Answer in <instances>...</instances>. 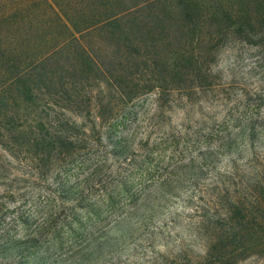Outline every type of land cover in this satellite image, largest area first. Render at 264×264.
I'll return each mask as SVG.
<instances>
[{
	"label": "rangeland",
	"instance_id": "1",
	"mask_svg": "<svg viewBox=\"0 0 264 264\" xmlns=\"http://www.w3.org/2000/svg\"><path fill=\"white\" fill-rule=\"evenodd\" d=\"M212 32L207 19L198 34ZM225 33L189 47L209 66L201 89L195 77L175 75L174 93L114 105L99 140L69 144L72 161L0 136V264H264V226L239 231L244 251H206L196 233L213 213L233 212L229 197L264 171V30ZM53 117L86 130L92 120L61 110ZM18 218L39 236L14 229Z\"/></svg>",
	"mask_w": 264,
	"mask_h": 264
},
{
	"label": "trees",
	"instance_id": "2",
	"mask_svg": "<svg viewBox=\"0 0 264 264\" xmlns=\"http://www.w3.org/2000/svg\"><path fill=\"white\" fill-rule=\"evenodd\" d=\"M207 19L213 32L201 40ZM256 26L264 30V0H0V136L72 161L77 150L69 144L99 140L104 114L114 105L173 92L175 75L195 77V89L202 88L209 66L189 49L195 37L206 45L234 28L250 35ZM58 110L92 118L89 128L56 117L48 122L47 113ZM115 139L119 148L127 145L125 137ZM228 204L233 212L224 218L215 212L197 228L206 251L235 245L244 251L239 231L263 228L264 171L241 182ZM208 220L213 223L204 226ZM27 222L18 218L11 225L39 236Z\"/></svg>",
	"mask_w": 264,
	"mask_h": 264
}]
</instances>
